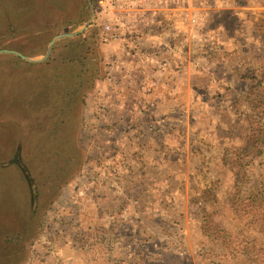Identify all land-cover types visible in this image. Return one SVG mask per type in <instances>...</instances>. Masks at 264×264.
<instances>
[{"label": "rangeland", "instance_id": "1", "mask_svg": "<svg viewBox=\"0 0 264 264\" xmlns=\"http://www.w3.org/2000/svg\"><path fill=\"white\" fill-rule=\"evenodd\" d=\"M95 2L97 0H93L97 10L100 6ZM85 5L84 0H73V5L67 12L69 14L65 17L64 14L45 16V10H39L28 23L35 28L45 27L47 30L42 34L44 37L26 39L19 33L22 35L8 37L0 46V51H15L22 45L24 49L41 45L44 47L41 53L26 57L43 59L54 37L72 30L71 24L65 28V20L73 19L77 15L75 24L86 22L83 19L88 16ZM94 22L87 31L88 37H92L90 46L88 45L89 52L86 54L87 50L82 55L98 64L103 58L98 40L104 25L99 26L97 21ZM252 29L253 34L259 38L255 39L253 44L243 45L244 50L235 45L234 55L226 58L228 62L235 64L232 72L233 90L227 93V90L219 88L218 97L227 96L231 103L207 105L196 120L187 119L185 107L180 103L173 104L174 113L172 108L169 112V115L175 114L171 127L189 134L187 151L192 158V173L189 174L191 187L189 198L183 203V207L189 208V211L192 207V216L186 215L185 219L180 220L175 214L162 212L161 196L158 201L150 199V196L155 197L156 191L167 187L165 184L161 190V178L167 177L168 173L156 171V166L149 165L155 150L151 151L152 147L147 148L145 143L148 139L154 140L150 131L159 127L157 122L161 120L160 115H167V110L159 107L151 113L147 108L142 110L143 104H139L141 112L138 113L136 126L139 127L141 144L136 152L121 150V147L115 144V139L128 144L127 134H91L93 121L83 119L78 140L86 161L83 163L81 160L73 176L59 186L52 198H48V186L42 187V179L48 176L46 171L34 175L40 185L35 200L32 186L23 172L24 167L2 163L4 159L0 158V195L4 194L6 200H12L11 211L14 213V216H11L10 212L0 211V264H102L103 260L97 254V247L88 243L103 239L124 240L130 234L129 229L133 228L136 232L131 234L141 241H147L151 237H147L146 232L140 230H146L152 227V224L154 228H158L181 223L182 229L168 230V236L157 230L155 236L162 240L157 245L154 240L151 247L137 248L136 264H264L263 13L254 21ZM73 41H76L77 46L82 42L80 39ZM55 47L54 45L53 51ZM58 47L62 51L65 49L64 53L68 49V46L63 44ZM203 48L206 53H210L212 49L208 44ZM206 56L205 61L212 60V55ZM66 57L59 52L56 55L51 53L47 60L29 65L41 69L42 66L39 68L38 65H55L54 63L63 62ZM26 64L28 63L14 55L0 54V78L18 80L16 76L19 66ZM245 64L249 65L251 70H242ZM40 72L43 73L44 68ZM227 74L231 75L230 72ZM220 76L225 75L219 73L218 79ZM209 80V73L206 72L202 74L200 83L205 85ZM10 89L8 85V90L6 86L0 90L1 103H5L9 98ZM90 94H94V91ZM47 100L45 97L46 103ZM30 104L33 105V102ZM186 112L189 115L196 114L197 106L187 105ZM5 117L18 119L11 114H5ZM131 126L134 128L133 122ZM126 128L130 127L127 125ZM6 135L1 138L6 143H11L12 139L17 140V137L11 134ZM178 142L179 140L173 137L168 141V147ZM184 146L186 149V144ZM155 149L159 157L169 155L171 158L177 154L159 147ZM33 155L32 152L26 154L25 160L28 167L32 166V173H35L43 161L35 164L34 160L41 159V156L39 152ZM152 163L150 161V164ZM54 167L57 169L58 163L54 164ZM174 170L172 167L173 172ZM184 172L186 174L187 166ZM153 175L154 182L151 180ZM174 184L175 182L172 186ZM33 203L38 207L34 222L31 217ZM149 203H153L152 207ZM34 223V237L26 241L28 234L21 232L29 229ZM107 251L112 252L109 249ZM93 255L96 257L93 258ZM121 264H125V261L122 260Z\"/></svg>", "mask_w": 264, "mask_h": 264}, {"label": "crops", "instance_id": "2", "mask_svg": "<svg viewBox=\"0 0 264 264\" xmlns=\"http://www.w3.org/2000/svg\"><path fill=\"white\" fill-rule=\"evenodd\" d=\"M84 1L87 4V1ZM91 3L95 13L94 21H97L99 26L119 27L122 38H112L111 33L108 41L104 40L102 29L98 42L103 51L101 62L103 77L96 84L94 94L87 96L83 119L93 121L91 134L103 136L127 134L128 144L122 143L119 139H115V144L119 145L121 150L129 149L136 152L141 144L139 127L136 126L138 113L141 112L139 104H143L142 110L147 108L151 113L159 107L167 110V115H160L162 117L159 122L162 124L157 122L159 127L150 131L154 140L151 138L145 143L147 148L152 147L151 151L155 150L149 165L156 166V171L168 173L169 176L161 178V190L165 184L167 187L162 191H156L155 197L150 196V199L158 201L161 196L162 212L175 214L180 220L185 219L186 215L192 216L193 208L191 207L189 211V208L183 207V203L189 198L191 187L189 174L192 173V158L187 151L189 134L171 127L175 115L173 104L180 103L185 107L187 119L196 120L207 105L231 103L227 96L218 97L219 88L227 90V93L233 90L232 72L235 64L228 62L226 58L234 55L235 45L244 50L243 45L253 44L254 40L259 38L253 34L252 26L254 21L264 14V0H97L95 4L98 3L100 6L97 10L94 8L93 0ZM86 11L88 16L83 19L87 22L91 16L88 4ZM67 12L57 14L52 10L50 14L57 16L64 14L65 17L69 14ZM67 20L63 23L66 24L65 28L69 24L72 25V30L69 29L68 33L76 32L86 23L81 21L80 24H75L78 20L77 15ZM89 28L77 37L61 38L56 41L52 53L68 55L69 52L64 53L65 49L62 51L58 46L63 44L69 48L70 40H79L80 37L90 39L87 35ZM206 44L212 48L210 53H206L203 48ZM150 52L156 53L161 60L158 66L141 59ZM208 54L212 55L209 62L204 60ZM160 67H163L165 72L159 71ZM244 67L242 70H251L247 64ZM206 72L209 73L210 80L202 85L200 79ZM228 72L231 73L230 76ZM219 73L225 76L218 79ZM187 105L197 106V113L189 115L186 112ZM171 108L173 113L169 115ZM132 122L135 129L131 126ZM127 125L130 128H126ZM173 137L179 142L168 147V141ZM182 144H186V149ZM156 147L177 154L171 158L169 155L159 157ZM150 161L153 163L150 164ZM172 167L175 169L174 172ZM151 180L154 182V175ZM159 181L160 178L156 183ZM173 182L175 184L172 186ZM153 203H149L151 207ZM206 208L211 210L209 207ZM195 211L198 212L196 209ZM181 224L163 225L158 228H154L152 224V227L140 230L145 231L147 237H151L147 241H141L131 234L136 232L133 228L129 229L130 234L124 240L103 239L88 245L97 247V254L103 260L102 264H121L122 260L125 264H136L137 248L151 247L154 240L156 245L162 241L155 236L157 230L168 236L167 233L170 232L168 230H181ZM168 240L169 238L167 242ZM107 249L112 252L109 253ZM95 257L96 255H93V258Z\"/></svg>", "mask_w": 264, "mask_h": 264}, {"label": "trees", "instance_id": "3", "mask_svg": "<svg viewBox=\"0 0 264 264\" xmlns=\"http://www.w3.org/2000/svg\"><path fill=\"white\" fill-rule=\"evenodd\" d=\"M72 5L73 0H0V46L8 37L19 33H22L26 39L30 37L42 39L44 37L42 34L47 29L32 27L28 22L33 20V16L42 9L47 13L45 16L48 14L51 16L52 10L57 14L66 13ZM85 6L87 7V4ZM79 39L82 41L79 46L76 45V41L70 40L66 51L69 54L63 62L50 66L38 65L39 68L41 66V69L44 68L43 73L40 72L41 69L33 68L35 65L26 64L19 66L16 76L18 80L9 77L0 78V90L4 86L8 90V85L11 88L9 95L11 100L8 98L5 103L0 102V158L4 159L1 162L24 167L23 172L32 186L35 200L40 185L34 175L46 171L48 176L42 179V187L48 186L50 190L48 198H52L59 186L73 176L81 160L83 163L86 161L78 140L83 125V108L86 96L102 80L103 70L101 60L98 65L97 62H91L82 55L87 50L86 54L89 52L90 39L81 37ZM43 49L41 45L24 49L22 45L15 51L25 56H34ZM45 97L48 99L47 103ZM31 101L33 105L30 104ZM5 114H11L18 119L5 117ZM6 134L17 137V140L12 139L11 143H6L1 140L7 136ZM5 149H8V152ZM30 152L34 153L33 156L39 152L41 156V159L34 160L35 164L43 161L35 173H32V166L28 167L25 160V155ZM52 158L55 161L51 162ZM49 162L50 166L47 167ZM56 163H58L57 169L54 167ZM4 197V194L0 195V211L10 212L11 216H14L11 211L12 200H6ZM37 208L33 203L31 211L33 222ZM35 229L36 223L21 232L28 234L26 241L34 237Z\"/></svg>", "mask_w": 264, "mask_h": 264}, {"label": "water", "instance_id": "4", "mask_svg": "<svg viewBox=\"0 0 264 264\" xmlns=\"http://www.w3.org/2000/svg\"><path fill=\"white\" fill-rule=\"evenodd\" d=\"M87 1V4H88V7H89V10H90V13H91V16H90V19L79 29L77 30L76 32H72V33H69V34H63V35H59L57 37H55L50 43H49V46H48V50H47V53L46 55L44 56L43 59L41 60H34V59H31V58H28L20 53H17L15 51H0V54H10V55H14L16 57H18L19 59H21L22 61L28 63V64H37V63H41L45 60L48 59V57L51 55L52 53V50H53V46L55 44L56 41H58L59 39L61 38H72V37H77L79 36L80 34H82L86 29H88L94 22V19H95V13H94V9H93V6H92V3H91V0H86Z\"/></svg>", "mask_w": 264, "mask_h": 264}, {"label": "built area", "instance_id": "5", "mask_svg": "<svg viewBox=\"0 0 264 264\" xmlns=\"http://www.w3.org/2000/svg\"><path fill=\"white\" fill-rule=\"evenodd\" d=\"M103 39L108 41V38H110L112 36V38L115 39H120L121 37V31L119 29V27L117 26H112V25H105L103 28ZM111 33H113L111 35ZM111 35V36H109ZM141 59H146V61H148L149 63H152L153 65H157L161 63V60L159 59L158 55L156 53H148V56L145 57H141ZM158 66V65H157ZM161 69H158L161 72H165V70H163V67H160ZM112 77V75H111Z\"/></svg>", "mask_w": 264, "mask_h": 264}]
</instances>
